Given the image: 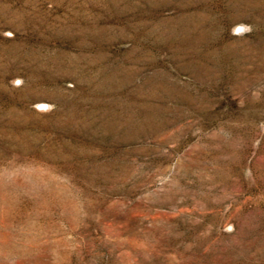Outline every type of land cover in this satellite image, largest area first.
<instances>
[{
  "label": "rangeland",
  "instance_id": "obj_1",
  "mask_svg": "<svg viewBox=\"0 0 264 264\" xmlns=\"http://www.w3.org/2000/svg\"><path fill=\"white\" fill-rule=\"evenodd\" d=\"M0 264H264V0H0Z\"/></svg>",
  "mask_w": 264,
  "mask_h": 264
}]
</instances>
